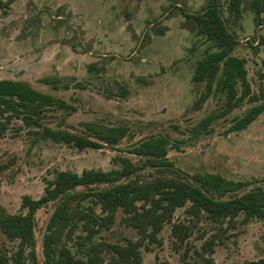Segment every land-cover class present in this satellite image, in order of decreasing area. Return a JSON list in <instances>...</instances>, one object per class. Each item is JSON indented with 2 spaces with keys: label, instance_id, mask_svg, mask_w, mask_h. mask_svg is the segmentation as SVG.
Here are the masks:
<instances>
[{
  "label": "rangeland",
  "instance_id": "1",
  "mask_svg": "<svg viewBox=\"0 0 264 264\" xmlns=\"http://www.w3.org/2000/svg\"><path fill=\"white\" fill-rule=\"evenodd\" d=\"M1 1L0 79L26 84L67 106H45L32 114L31 123L23 120V114L6 122L0 134V208L19 212L22 196L38 198L44 179L56 170H108L118 165L115 155L141 164L143 158L128 149L151 135L167 138L170 164L142 166L135 174L141 181L159 176L192 181V175L210 172L245 183L222 197L264 188V114L243 129H230L237 117L264 99V10L257 16L254 0H243L239 16L229 11V0H220L219 9L237 40L232 53L245 60L251 93L257 99L244 100L198 132L194 127L224 106V95L214 90L200 108L192 107L203 89V84L192 79L197 60L217 47L186 27L184 13L202 11L208 0ZM44 126L93 139L108 127H122L125 133L116 143L101 141L99 148L79 150L40 138L38 132ZM103 186L91 184L76 190ZM57 203L48 202L34 215L39 264L44 260L46 225ZM83 203L91 202L87 198ZM184 208L174 209L156 242L140 247L141 264L264 260V219L242 222L240 214L235 224L226 227L224 223L222 230L204 215L196 219ZM123 216L118 209L113 223L96 233L95 240L125 244L136 239V230L123 223ZM179 223L188 227L182 242L172 232ZM80 233L78 227L67 240L73 251H77L75 235ZM208 240L214 241L210 250ZM15 245L16 241L0 232V252L10 253ZM103 257L108 259L110 254L104 252Z\"/></svg>",
  "mask_w": 264,
  "mask_h": 264
},
{
  "label": "trees",
  "instance_id": "2",
  "mask_svg": "<svg viewBox=\"0 0 264 264\" xmlns=\"http://www.w3.org/2000/svg\"><path fill=\"white\" fill-rule=\"evenodd\" d=\"M219 1L208 0L202 11L184 13L188 23L186 27L203 35L217 47L197 60L192 79L195 83L203 84V89L193 101L192 107L200 108L214 90L224 95L223 109L216 114L206 115L194 127V132L207 130L211 121L240 106L244 100L257 99L251 93L245 60L232 53L237 40L222 18ZM242 2L229 0L228 9L234 16L240 15ZM252 9L258 16L264 10V0H254ZM53 104L67 106L63 101L26 84L0 79V117L5 114L4 119L0 118V134L12 116L23 114V120L31 123L32 114H38L45 106ZM262 113L264 99L237 117L230 129H243ZM124 133L122 127H108L100 129L98 139H93L66 129L44 126L38 136L82 150L99 148L102 146L101 141L116 143ZM168 146L164 135H151L128 149L130 153L143 158L141 164L133 162L130 157L115 155L113 161L118 165L108 170L91 168L79 173L68 169L56 170L51 178L44 179V190L38 198L22 196L19 212L8 213L0 208V232L6 238L16 241L10 253L0 252V264H39L34 215L38 208L50 201L58 203L47 222L42 240L43 264H141L140 247L158 240L157 235L163 223L170 220L174 209L179 206H185V212L196 219L204 215L222 230L235 224L240 214L242 222L253 218L264 219L262 187L222 197L243 187L245 183L210 172L196 173L192 175V181L165 176L155 177L151 181L138 179L135 174L142 166L149 164L160 167L170 164L166 159ZM91 184L105 186L86 192L76 190L79 186ZM209 191L219 197L211 195ZM87 198L91 203L84 204ZM118 209L124 212L123 223L136 230L137 238L128 239L125 244L95 240L96 233L109 228L113 223ZM224 223L226 227L223 229ZM78 227L82 233L75 235L77 251H73L67 240ZM187 228L180 223L173 225L172 232L180 242L188 236ZM213 242L206 241L209 250ZM104 252L110 254L108 259H104ZM259 262L264 260L250 264Z\"/></svg>",
  "mask_w": 264,
  "mask_h": 264
}]
</instances>
